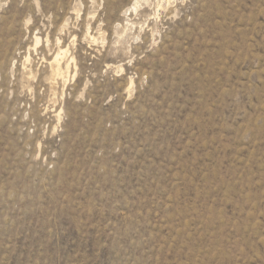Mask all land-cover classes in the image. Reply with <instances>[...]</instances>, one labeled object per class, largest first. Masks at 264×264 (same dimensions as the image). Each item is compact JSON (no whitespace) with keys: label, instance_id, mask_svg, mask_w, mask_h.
I'll return each instance as SVG.
<instances>
[{"label":"rangeland","instance_id":"1","mask_svg":"<svg viewBox=\"0 0 264 264\" xmlns=\"http://www.w3.org/2000/svg\"><path fill=\"white\" fill-rule=\"evenodd\" d=\"M0 264H264V0H0Z\"/></svg>","mask_w":264,"mask_h":264},{"label":"bare ground","instance_id":"2","mask_svg":"<svg viewBox=\"0 0 264 264\" xmlns=\"http://www.w3.org/2000/svg\"><path fill=\"white\" fill-rule=\"evenodd\" d=\"M167 2V1H166ZM133 9H135L136 8V5H134L133 7H132ZM136 10V9H135ZM148 14V13H147ZM120 25V24H119ZM58 31V30H57ZM98 31V30H97ZM125 31V30H124ZM59 37V36H58ZM34 38V37H33ZM56 39H58V38H56ZM95 41V40H94ZM38 42H40L39 41V37H35V46L38 44ZM56 42H58V40L56 41ZM59 44V43H58ZM39 45V44H38ZM59 47V46H58ZM67 48L66 47H59L58 48V50H57V52H56V54H54V56H52L48 61H47V63H48V65L50 66L49 68H50V70H51V72H50V75H51V77H57V76H59V78L61 77V78H63L64 77V75H67L68 74V70H70L69 69V67H70V65L71 64H73V65H71V66H73L74 67V69H76V63H75V58H74V56H70V57H67L65 60H64V58H65V56H66V54H67ZM70 55V54H69ZM44 57V56H43ZM27 59L28 60H30L29 59V55L27 56ZM44 61H46V60H43V62ZM77 70V69H76ZM31 72V71H30ZM28 74V73H27ZM31 74V73H30ZM34 74V73H33ZM49 75V74H48ZM74 75V74H73ZM72 75V76H73ZM76 75V74H75ZM29 76V75H28ZM68 77V76H67ZM58 78V77H57ZM67 79V78H66ZM50 80H51V78H50ZM52 81H54V80H52ZM64 81V80H63ZM56 83V82H55ZM130 84H131V81H130Z\"/></svg>","mask_w":264,"mask_h":264}]
</instances>
